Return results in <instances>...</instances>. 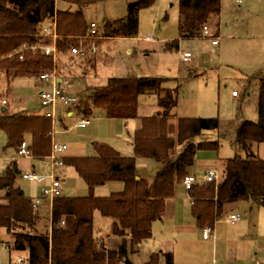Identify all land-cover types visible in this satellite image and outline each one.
Segmentation results:
<instances>
[{"label":"trees","instance_id":"obj_1","mask_svg":"<svg viewBox=\"0 0 264 264\" xmlns=\"http://www.w3.org/2000/svg\"><path fill=\"white\" fill-rule=\"evenodd\" d=\"M57 1L0 0V68L9 82L2 92L4 97H12L13 81L17 76H39L55 65L60 75L67 76L61 67L64 64L71 66L78 57L83 59L84 65L94 61L96 53L76 54L72 53V47L79 45L80 37L90 30L91 23L83 6L96 0H67L78 3V9L58 7ZM155 2L131 1L125 16L105 22L104 34L138 35L140 10ZM179 4L193 36L200 35L209 19L222 9V0H179ZM45 24L50 28L56 25L59 34L60 53L56 63L53 55L41 48L54 41L52 34L45 33ZM170 43L168 45L172 46ZM33 45L38 48H32ZM253 79L259 80V116L250 119L239 115L231 130L220 127V116L201 115L177 117L175 132H171L169 117L179 99L177 88H172V95L165 98L164 112L144 116L136 129L134 154H122L112 145L94 141L95 154L63 156L65 163L76 168L90 190L86 195L62 193L56 196L51 215L37 209L34 198L15 185L17 169L10 165L5 174L0 175V188L3 189L0 194V242L6 240L2 238L1 229L4 228L11 236L6 241H12V249L24 254V264H118L121 257L128 256L135 242L153 235L154 222L166 210V199L175 194L176 183L190 173L194 158L189 152L196 149L219 152L221 139L198 140L205 130H218L219 138L229 137L235 154L221 157L218 181H209L191 190L199 225L213 226L228 202L249 200L264 205V156L258 150L264 141V73L248 78L249 92ZM165 81V76L158 75L110 76L107 84L80 93L79 100L71 107L84 116L90 115L95 106H105L108 115L135 117L139 115V95L160 92ZM10 104L9 100L7 105L0 107V130L6 133L8 141L18 147L26 135L31 134L35 155L49 154L52 150L51 118L43 111H15ZM175 148L178 149L172 154ZM139 157L161 162L153 181L137 177ZM109 180H121L125 186L108 195H97L96 185ZM96 209L114 219L112 232L122 237L118 250L103 246L96 235ZM68 215L76 217L74 230L65 229L63 219ZM161 256L165 257V264H177L173 252L163 250L153 252L144 264H162ZM129 261L132 262L130 258Z\"/></svg>","mask_w":264,"mask_h":264},{"label":"crops","instance_id":"obj_2","mask_svg":"<svg viewBox=\"0 0 264 264\" xmlns=\"http://www.w3.org/2000/svg\"><path fill=\"white\" fill-rule=\"evenodd\" d=\"M220 13L213 15L214 17L212 16L213 18L211 17L209 19V24L212 29V33L210 34H212L211 38L213 39L217 38L216 36L219 35L220 23L217 22L218 28L216 29V26L213 27V22ZM181 17L183 18V21L186 22L187 27V16L181 13ZM186 29L188 31L186 36H193L190 35L189 29ZM214 33H216L217 35L213 36ZM102 35L104 36L103 40L134 39L138 38L139 36ZM194 36L199 37L196 35ZM154 39V37L153 39H149L146 36V41H152ZM176 39H178V41L174 43V45H177L179 48L180 38ZM213 39H211L212 42ZM219 42H213V44L217 45L219 44ZM102 46L103 45H101V47ZM166 47L172 46L165 44L164 49H166ZM131 50V47L127 49L128 52H130ZM192 53L194 56V52ZM114 62H111L109 53L101 48L98 55H95L94 61H92L88 65H84L85 63L83 59L81 57H78L77 59L73 60V64L71 66L68 64H64L61 67L63 70V74L67 75L71 79V81L72 78L70 77V74H75L78 77L86 78H91L89 76H92L91 86L84 89V91L77 93L78 95H80V93L107 84L110 76H116L114 75L115 73L113 71L115 65ZM182 63L183 64L178 68V71L180 72V74H182V76H177L175 70L166 69L161 64L158 65L156 72L134 73L137 71L135 68V63L133 65L128 64V71H126L128 73L126 75L157 74L166 77L164 88H162L160 92H144L139 95L138 116H111L108 115L105 106H95L92 113L88 115L91 118V122L86 125H79L77 124V120L84 115L75 112V108L71 107V105H61L60 115L55 126L56 132L54 136L52 135V142L54 139L64 141L68 144V147L67 149L59 152V156L63 157L65 155H83L84 153H80L81 149L74 148L70 152L65 151L69 150L72 145L83 147V145H89L90 143L93 144L94 141H100L112 145L122 154H134V133L136 129L141 126L143 117L146 115H159L160 113H163L167 107L165 98L172 95V88H177L179 98L184 96L185 89L184 92H182L180 89L181 85H183L184 80L182 79V77H186L185 75L189 74V76H191L192 78H196L199 75V73H197V68L193 67L192 65H187L190 62H185L184 60H182ZM67 66L69 67L68 69L65 68ZM0 71L2 73L0 79V88H5L4 86L6 84L8 85L9 82L1 68ZM101 72L104 74V77L100 76ZM185 83H187V81ZM72 85L73 92L76 93L75 83L73 84L72 82ZM42 86H44V84L41 81L40 88ZM235 90L236 89H234L233 94L234 96H238L239 92L235 93ZM3 91L0 90V97H4L2 95ZM7 98L10 100L9 97ZM37 105V111L44 112L45 108L41 106L40 101H38ZM177 107L178 104L171 111L169 117L171 123V132L173 133L175 132V124L178 119L177 117L182 116L177 112ZM97 109H101L100 113L98 114L94 113V111H97ZM70 110H74L73 115H69L68 112ZM236 123L237 120H232L230 123H228L223 118H220V127L222 129L231 130L236 126ZM73 133H76L78 135L80 134V137L75 140H73L72 138L70 139V134ZM217 133L218 130H216V134ZM201 135L203 136L202 139H206V136H204L205 131H203L199 136ZM0 136H2V134H0ZM6 139L7 141H4L2 139L0 140V155L2 156V159L5 158V153H9L8 149L14 147L8 141V138ZM26 139L31 144V134H27ZM16 148L18 152V147ZM175 153L176 150H172V154ZM49 155L50 153L44 156L35 155V153L32 156L21 155L28 161L24 165V167L18 159L12 160L8 164V166L5 167L3 165L5 160L0 159V175L5 174L6 169L10 165H14V167L17 169L15 185L20 187L27 194V192L21 187V185L18 184V181L23 178L25 180L35 182L40 188V191L37 192L36 195L30 196L33 198H35V196L37 195L41 196L43 194V186L50 185V179L46 178L42 181L31 180L25 178L22 173L24 170H27L25 169V167H30L29 169L31 170H39L40 172L49 174L53 169L52 159ZM189 155L194 158V163L189 167V171L190 173L195 174L198 179V185L196 187H200L206 183L204 175L208 168L212 165L213 159L218 157L220 159V162H222L221 156L217 155L212 150L198 149L190 151ZM160 166L161 162L158 160H155L153 158L139 157L137 162V177H145L149 181H153ZM55 170H58L57 172L63 180V194H67L65 193V187L67 188V186L76 185L79 181H81L83 185H87V187L85 185L84 190L88 191L89 193L90 189L88 183L78 174L76 168L73 165L65 163L63 165L56 166ZM62 174H64V177H62ZM75 175H79L81 177V180H77V178H75ZM181 180L176 183L175 194L166 199V210L163 216L154 222L153 235L141 241L135 242L132 249L129 251L127 257L130 258L131 261L136 264H144L150 259L149 255H151V253L156 252V250H163L172 251L173 259L177 264H203L204 262L211 261L214 258L219 260L222 264H256L258 260L264 262V208H257L258 203H253L249 200H237L226 203L224 205L222 216L215 222V224H213V227L217 234L216 238H205L203 235V229L205 225L200 226L197 216L194 214L193 197L190 193L192 189H187ZM124 186L125 184L121 180H109L96 185V187L94 188V192L97 195H108L113 191L123 189ZM243 201H246L247 205H250L249 214L242 215V218L237 221H232L230 219V215L233 212L241 213L242 208H244ZM52 208L53 205H50V203L45 200L40 210L51 215ZM94 217L96 224V235L98 236L99 240H101L100 242L103 244V246L110 250H118L122 242V237L112 232L114 219L110 216L103 215L101 209H96L94 211ZM63 220H65V222L63 223L66 230L75 229L76 217L74 215H68ZM156 227L162 230L158 231V233H160V236L156 238L157 243H154V238L157 235ZM195 240H197L199 244L195 243ZM4 242L5 241H2V243ZM9 246L11 248L8 251L9 253L13 251L11 254L12 256L16 252L21 253L15 249H12V241L11 245L9 244ZM3 255L5 256V253ZM160 260L162 264L166 263L164 256H161Z\"/></svg>","mask_w":264,"mask_h":264},{"label":"rangeland","instance_id":"obj_3","mask_svg":"<svg viewBox=\"0 0 264 264\" xmlns=\"http://www.w3.org/2000/svg\"><path fill=\"white\" fill-rule=\"evenodd\" d=\"M131 1L133 0H96L83 6L88 22L96 21L98 24L99 37H97L98 50L96 54L98 55L101 48L109 53L111 62L115 61L114 75H126L128 64L133 65L135 63L137 71L134 73L156 72L158 65L161 64L166 69L175 70L177 76H182L178 68L183 64V54L185 51H191L194 52V56L187 65L197 68L199 75L196 78H192L189 74L182 77L184 80L180 89L182 92L185 89V92L184 96L178 99L177 112L179 115H218L228 123L237 120L239 115L250 119L258 118L259 78L253 79L251 92L247 89L246 82L254 74L264 73V0H243V2L222 0L221 13L213 22V27L216 26V29L218 28L217 22L220 23L219 35L216 36L218 42H220L217 45L213 44L211 40L213 38L210 34L212 29L209 21L207 25L210 35L203 34L202 30L200 35H196L199 37L186 36L188 31L186 22L181 17L179 0H156L154 4L142 8L140 10L138 38L103 40L104 36L102 34H104L105 22L109 19L125 16L129 11ZM57 5L58 7L72 9L80 7L78 3L67 0H58ZM45 25L44 28H47V24ZM147 35H152L155 39L146 41ZM176 38H180L179 48L174 45L178 41ZM169 42H172L170 43L173 44L172 47L164 49L165 44L168 45ZM101 45L103 46L101 47ZM129 47L132 49L130 52L127 51ZM65 68L68 69L69 67ZM100 76L104 77V74L101 72ZM5 77L7 78V76ZM70 77L73 84L76 85V93L84 91L92 84V76L86 78L70 74ZM186 81L187 83H185ZM40 82L41 78L37 75L17 76L13 81L14 93L10 97L12 109L15 111L38 110ZM7 86L6 84L4 87ZM5 88H0V90L5 91ZM234 89L239 92L238 96H234ZM100 111L101 109H97L94 113L98 114ZM0 134H2L0 138L7 141L6 133L0 130ZM204 136H206V139H221L222 146L219 152L214 151L217 155L229 157L235 154V149L231 145L229 137L219 138V133L216 134V130H205ZM78 137H80V134H70V139L75 140ZM202 137V135L198 136V140ZM74 148L81 149L80 153L84 154L96 153L92 143L83 145V147L72 145L65 152H70ZM177 149L174 150L177 151ZM8 150L9 153H5V158L2 159L0 155V159L5 160L3 165L7 167L12 160L18 159L24 167L28 161L17 152V148L11 147ZM258 150L264 156V141L260 143ZM29 168L25 167L27 170L23 172L31 170ZM62 177H64V174H62ZM75 178L81 180L79 175H75ZM18 184L29 196L36 195L40 191L35 182L23 178L18 181ZM85 185L79 181L76 185L65 187V193L68 195H84L88 193L84 190ZM2 193L3 190L0 188V194ZM243 204L244 208H242L241 213L247 215L250 211V205H247L246 201H243ZM258 207L264 208L263 205L259 204ZM159 230L162 229L156 227L157 235L154 238V243H157L156 238L160 236ZM1 231L3 239L11 238L4 228ZM6 240L2 246L5 256L3 255L4 257L0 258V264H14L21 253L16 252L12 256L13 251L11 253L8 251L11 247H7L11 243ZM194 242L199 244L197 240Z\"/></svg>","mask_w":264,"mask_h":264},{"label":"built area","instance_id":"obj_4","mask_svg":"<svg viewBox=\"0 0 264 264\" xmlns=\"http://www.w3.org/2000/svg\"><path fill=\"white\" fill-rule=\"evenodd\" d=\"M238 2H242L243 0H237ZM96 21H92L90 25V30L88 34L85 36H81L80 44L74 45L72 47V53L76 54H95L98 50V44L96 38L98 35V26ZM46 34H52L54 36V41L51 45H42L41 48L48 54H52L54 57L55 63L57 62L59 56V49L57 45V38L59 36L56 25L53 28L47 26L45 28ZM210 35L209 27L206 24L203 28V34ZM147 38L153 39L152 35H147ZM214 43L218 42L217 38L213 39ZM32 48L37 49L38 46H32ZM23 50V48L21 49ZM13 54V53H12ZM10 54V55H12ZM193 53L191 51H185L183 55V60L185 62H189L192 60ZM23 57V55H21ZM2 73L0 71V79ZM39 77L43 82L44 86H42L38 92L40 96V103L43 106L44 113L49 116L52 120V130L51 133L54 136L56 132V123L58 121L60 115V107L61 105H72L73 103L79 100V95L73 92L72 81L68 76L60 75L57 66L51 70L42 72ZM235 93L237 91L235 90ZM9 99L7 97H0V107L7 105ZM69 115L74 114V110H70ZM91 122V118L89 116H83L77 120V124L86 125ZM68 144L64 141L54 139L52 142V151L50 152V157L52 159L53 169L49 174L40 173L37 170H29L23 172L22 175L25 178L31 180L42 181L46 178L50 179V185L43 186V194L41 196L34 198V205L37 209H41L44 201L47 200L50 205H53L55 197L62 194L63 192V180L56 173V166L65 164L64 158L59 156V152L67 149ZM18 152L21 155L32 156L34 155V150L27 139H23L18 146ZM205 181H218L221 177V162L218 157L213 159L212 165L205 172ZM182 183L187 189H194L198 185V179L195 174L188 173L184 178H182ZM242 218V214L240 212H233L230 215V219L232 221H237ZM65 222V220H63ZM203 235L205 238L215 239L217 234L214 227L210 224L205 225L203 229ZM5 243L0 242V258L3 256L4 251L2 250V246ZM25 256L19 255L17 260H15L14 264H24ZM118 264H136L133 261L130 262L127 256H123L120 258ZM203 264H222L219 260L214 258L211 261L204 262ZM256 264H264V262L258 260Z\"/></svg>","mask_w":264,"mask_h":264}]
</instances>
